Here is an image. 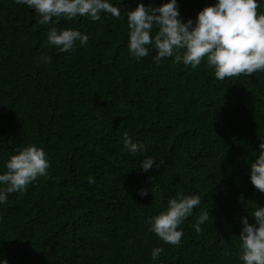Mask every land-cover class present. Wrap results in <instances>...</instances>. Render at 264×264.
Instances as JSON below:
<instances>
[{"label": "trees", "instance_id": "obj_1", "mask_svg": "<svg viewBox=\"0 0 264 264\" xmlns=\"http://www.w3.org/2000/svg\"><path fill=\"white\" fill-rule=\"evenodd\" d=\"M111 2L120 19L101 14L95 22L77 17L40 25L33 10L0 0V171L30 144L50 161L47 177L0 204V258L8 264H242L241 217L253 223L251 211L264 206V193L249 179L264 139V72L221 81L204 60L196 69L170 58L156 64L152 51L136 61L127 48V12L138 2L167 0ZM214 3L177 0L183 21H195ZM52 26L82 31L88 44L61 53L47 43ZM124 133L146 150H124ZM145 157L164 164L141 171ZM177 194L201 199L180 226L179 247L149 231L151 218ZM202 210L210 218L196 232ZM156 247L164 250L153 262Z\"/></svg>", "mask_w": 264, "mask_h": 264}, {"label": "clouds", "instance_id": "obj_2", "mask_svg": "<svg viewBox=\"0 0 264 264\" xmlns=\"http://www.w3.org/2000/svg\"><path fill=\"white\" fill-rule=\"evenodd\" d=\"M261 0H215V3L204 7L196 15L195 21H183L178 10L177 0H167L160 6H145L138 2L137 6L127 12L128 27L127 48L136 61L152 57L156 64L171 59L174 64L182 63L185 67L196 69L206 61L214 69L217 80L252 76L256 72H264V12H258ZM34 11L40 25H52L61 18L65 21L77 17H87L95 22L101 14H109L121 18L120 8L111 0H14ZM47 43L61 53L75 50L77 44L84 47L89 36L74 28L57 29L52 26L47 34ZM44 63L50 58L40 57ZM123 148L135 155L146 150L142 142H134L124 133ZM258 154L249 163V179L251 184L264 193V139L258 145ZM164 164L160 159L145 157L139 163L141 171L147 172ZM50 168L45 151L30 144L16 149L4 162L0 171V204H4L8 196L14 192H24L38 178L47 177ZM93 181L90 179L89 183ZM141 196L147 191L141 189ZM201 199L198 195L177 194L168 200L164 211L151 218L149 231L154 233L163 243L179 247L183 236L180 227L191 217L193 209L199 207ZM248 217H241L242 229L239 234L238 258L242 264H264V206H255ZM210 218L209 211L202 210L193 225L196 232ZM162 247L151 252L153 262L159 259ZM0 264H8L0 258Z\"/></svg>", "mask_w": 264, "mask_h": 264}]
</instances>
